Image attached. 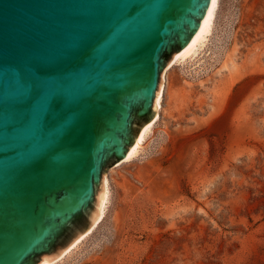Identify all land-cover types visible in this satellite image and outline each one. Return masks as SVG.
Returning <instances> with one entry per match:
<instances>
[{"label": "water", "instance_id": "water-1", "mask_svg": "<svg viewBox=\"0 0 264 264\" xmlns=\"http://www.w3.org/2000/svg\"><path fill=\"white\" fill-rule=\"evenodd\" d=\"M210 0H0V264H48L97 220Z\"/></svg>", "mask_w": 264, "mask_h": 264}, {"label": "rangeland", "instance_id": "rangeland-1", "mask_svg": "<svg viewBox=\"0 0 264 264\" xmlns=\"http://www.w3.org/2000/svg\"><path fill=\"white\" fill-rule=\"evenodd\" d=\"M205 41L106 170L101 223L51 264H264V0H219Z\"/></svg>", "mask_w": 264, "mask_h": 264}, {"label": "bare ground", "instance_id": "bare-ground-1", "mask_svg": "<svg viewBox=\"0 0 264 264\" xmlns=\"http://www.w3.org/2000/svg\"><path fill=\"white\" fill-rule=\"evenodd\" d=\"M218 4H219V0H210L209 1V4L205 8L203 16L200 19L195 32L191 35L187 44L177 52V54L173 58V60L166 66L165 71H163V73H162L161 84H160V87H159V90H158V93H157V96L155 99V116L152 119V121H150L149 123H147L145 126L142 127V129L140 130V132L138 133V135L136 137V142H135L134 146L131 148L129 153L122 160H120L118 162V165H120L122 163L130 162V161L134 160L139 155V153L142 150L146 140L148 139L153 127L155 126V124L158 122V120L160 118V111L162 109V98H163V86H164L165 72L172 65L181 64L185 60L193 57L196 54L197 50L204 44V42H206L205 40H206V38H208V36L211 32L212 25H213L214 19L216 17V13L218 11ZM107 183H108L107 178L104 175V181H103L104 197H103V201L100 205L99 216H98L97 220L95 221V223L86 232H84L83 234L78 236L61 253V255L56 257L54 260H52L48 264H51L53 261L61 258L64 254L69 252L82 239H84L88 234H90L94 230V228H96L101 223V221L103 220V218L105 216L106 207H107V203H108V187H107L108 185H107Z\"/></svg>", "mask_w": 264, "mask_h": 264}]
</instances>
